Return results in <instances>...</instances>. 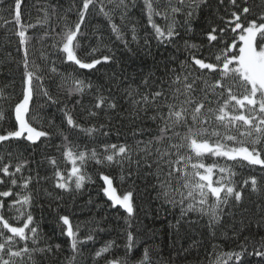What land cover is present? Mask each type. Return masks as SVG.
<instances>
[{
  "label": "trees",
  "instance_id": "obj_1",
  "mask_svg": "<svg viewBox=\"0 0 264 264\" xmlns=\"http://www.w3.org/2000/svg\"><path fill=\"white\" fill-rule=\"evenodd\" d=\"M105 10L111 8L107 0H103ZM239 2V0H238ZM12 0H7L4 7H0V16L8 21L12 20L7 9ZM164 3V0H161ZM176 4V0H173ZM142 0H136V7L129 12V19L123 23L120 20L119 10L114 13L113 22L121 27L127 45L116 39L112 32L108 19L100 12L99 7H90L84 24L81 26L83 34L81 38L82 58H89L86 54L92 48H98L94 55L99 58L109 55L110 62L97 65V69L81 70L70 62H62L63 54L52 45L58 40L57 33H61L65 25L72 26L78 20V11L81 0H25L22 11V22L35 25L27 29L31 38L29 43V70L36 72L35 66H39L38 75L42 76V83L33 81L34 96L31 102L30 114L36 117L33 126L51 133L50 137H42L36 144L23 140L5 142L0 145V155L4 156V163L11 160L15 165L21 161H27V166L22 170L23 176L31 175L34 179L28 189L21 187V174H17L18 185L13 188L22 198L31 192V207L25 206V211H31L34 223L38 225L41 237L39 247L52 245V252L32 254V260L24 257L23 264H70L72 250L69 239L62 235L63 227L59 216L68 215L73 225H80V237H85L90 229H94V239L83 244L82 255L78 256L74 264H106L109 259H116L127 255L128 264H137L143 256V250L149 249L151 264H214L218 256L230 251H239L238 245L245 243L244 238L256 241L264 237V226L258 228L257 224L264 225V169L260 166H238L236 162L226 158L205 156L203 162L207 164L217 163L221 167L231 166L236 172L231 181L239 188L242 181L249 176H256L262 189L260 192H252L250 187L244 189L242 202L230 201L223 208L224 215L220 224L212 230L208 227V216L197 212H189L181 216V208L173 206L159 195L161 189L156 176V166L152 168L141 166L137 169L133 162L131 166L125 163L120 165L97 164L88 159L83 165V171L87 177L83 188L67 192L56 187L57 167L49 161L54 158L58 169L67 177L71 171V162L63 155L65 141L61 131L68 136V147L75 151H88L95 149L98 154L103 152L105 144L127 143L136 147V141L147 140L158 135V123H153L147 118L152 115L151 109L147 115H136L128 92L138 89L143 93L147 91L143 84L145 79L153 91L161 80L166 81L165 89L168 88L172 69L181 72V62L187 61L190 53L197 57L211 58L215 49H210L206 33L212 28L222 26V17L227 19L232 6L225 0L220 5L218 0H207L191 18L185 15V10L170 16L167 23H173L179 33L172 42H159L152 33L150 26H146V18L141 13ZM179 6V5H177ZM248 6L252 12L242 19L256 18L264 11V0H248ZM53 8L55 13L53 14ZM48 12V22L44 23L45 11ZM0 19V91L4 99H0V110L5 112L6 120L0 121V133L5 129L15 127L13 108L21 99L22 79L24 68L19 37L16 35L19 26L14 23H5ZM162 27L165 21L155 18ZM132 24L137 26L138 41L131 40L130 28ZM145 38L149 43L145 44ZM195 44L197 49L186 48ZM46 57V58H45ZM55 62L57 72L53 73L50 68ZM187 67V65H185ZM74 73L76 77L91 83L92 88L85 90L83 95L68 94L67 89L72 87L71 82L63 84L62 77ZM209 81L212 77H208ZM41 87L47 89L49 94L57 101L52 103L42 94ZM202 83H197L195 97L203 98ZM237 94L243 92L242 86L234 88ZM104 95L117 104L116 109H108L106 106L96 117H89L88 111L95 110L93 105L97 95ZM181 100L183 97L180 98ZM215 100V97H210ZM77 101H79L77 103ZM65 106L72 111L74 118L85 128L101 124L105 128L101 132L88 135L77 129H70L64 120ZM211 107H218L213 103ZM167 111V109H164ZM206 127L210 131L218 129L222 134L227 130L220 126L219 122L209 119ZM139 128L145 129L143 134ZM178 131H185L183 127ZM107 132L108 135H103ZM133 133H136L133 135ZM236 134L235 130L232 133ZM215 139V138H213ZM228 146H235L231 141H225ZM8 153L12 155L9 156ZM185 154H191L185 149ZM140 155H143L142 153ZM139 159L133 156V161ZM192 162H196L193 160ZM143 163V162H142ZM77 166H80L79 161ZM191 172V169H189ZM203 171V170H201ZM131 172V175L129 173ZM37 173L39 183L36 182ZM109 175L119 194L131 191L133 193L134 217L131 231L135 237V247L127 252L125 218L127 213L119 205L113 207L107 195L102 191L104 182L100 174ZM220 175L227 182L228 173L220 174L218 168L214 170L213 179L217 180ZM123 177V179H121ZM74 184V178H73ZM175 185V180L173 181ZM0 185V190L5 189ZM223 195V194H222ZM11 198H8L10 200ZM213 198H209V203ZM7 203V200H6ZM186 206V204H185ZM17 207H20L17 205ZM230 213V214H229ZM14 216L15 213H7ZM179 221V224H177ZM10 223L16 224L15 220ZM22 224V221L20 222ZM212 231L215 235H212ZM112 243L111 251L98 259H94L97 250ZM55 245H60L57 249ZM22 246V245H21ZM32 247V245H29ZM251 250V247H250ZM223 259H227L226 256ZM19 264V262H18ZM234 264V261H229ZM245 264H258V258L246 257Z\"/></svg>",
  "mask_w": 264,
  "mask_h": 264
},
{
  "label": "snow or ice",
  "instance_id": "obj_2",
  "mask_svg": "<svg viewBox=\"0 0 264 264\" xmlns=\"http://www.w3.org/2000/svg\"><path fill=\"white\" fill-rule=\"evenodd\" d=\"M6 3L7 0H0V7H4ZM107 3L111 5V8L106 11L103 0H81L77 22L72 26L66 24L62 32L56 34L58 40L52 45L63 54L62 62H70L81 70L97 69V65L110 62L109 55L95 57L94 54L99 51L98 48H92L86 54L89 57L87 59L78 54L82 51L81 26L85 22L90 7L98 6L100 12L108 19L116 39L125 45L129 43L121 27L113 22V16L119 10L122 23L126 19L130 20L129 12L136 7V0H107ZM206 3L207 0H176V4L173 0H164V3H161V0H142L143 6L140 11L146 18V26L151 27L154 37L159 42H172L179 33L175 30L174 22L167 23L169 17H174L186 8L188 10L185 15L191 18L201 5ZM218 3L224 5L225 0H218ZM228 3L233 9L229 18L222 17L223 25L212 27L206 33L210 49L216 50L211 58L197 57L194 52L190 53L188 60L181 62V72L171 70L173 75L167 90L164 87L166 81L161 80V83L156 85V90L153 91L151 87H148L149 82L145 79L143 84L147 91L141 93L138 89H133L128 92L137 116L141 113L147 115L151 109L153 114L147 115V118L153 123H158V135L147 140L136 141L135 149L127 143L105 144L103 152L98 154L95 149L74 152L68 147L70 143L68 136L61 131L60 134L66 142L63 155L71 162L72 167L66 177L58 169L56 160L50 159L49 162L57 167L54 174L57 178V188L67 192L83 188L86 179H89L86 172L82 170L88 159L94 160L97 164L107 163L120 166L125 163L131 166L134 162L137 169L141 166L152 168L155 165V174L161 189L159 195L167 203L179 206L182 217L189 212H197L202 216L207 215L210 230L220 224L224 215L223 208L228 206L230 201L242 202L245 188L250 187L252 192L262 191L256 176L244 179L242 186L238 188L231 181V177L236 175L231 166L221 167L215 162L206 165L203 162L205 156H214L234 161L238 166H243V162L246 161L248 166L258 165L264 169V11L256 18L242 19L252 12V8L248 6V0H239V2L228 0ZM24 4L25 0H12L11 6L7 9L12 17L11 21L0 16V19H5V23L11 22L19 26L16 35L21 45L18 51L22 53L24 68L21 99L13 108L15 127L11 130L5 129L0 133V145L15 140L36 144L42 137L47 138L51 135L48 131L33 126L36 117L30 114L34 96L33 81L42 83L43 78L37 74L40 71L39 66H35L36 72L29 70L31 38L27 34V29L35 25L25 26L22 22ZM44 11V23H47L48 12ZM54 13L55 8H53ZM156 17L166 22L163 27L157 23ZM130 33L131 40L138 41L136 24L131 25ZM144 42L149 43L147 38ZM185 47L198 50L197 45H188L187 42ZM50 71L57 72L54 61ZM208 77H212V80L209 81ZM62 80V87L71 82L72 87L67 89L70 96L72 94L83 95L85 90L93 87L91 83L79 79L74 73L62 77ZM198 82L204 85L201 89L204 93L201 99H197L194 95ZM237 86L243 87L241 94L234 91ZM41 91L49 101L57 103L47 89L41 87ZM181 97H183L182 100ZM210 97L216 99L212 100ZM0 99H4L2 91H0ZM213 103L218 107H211ZM105 106L108 109L117 108V104L110 98L102 94L97 95L93 105L95 110H89L88 116H98ZM210 118L219 122L220 126L227 131L222 134L215 128L210 131L206 127L197 126L208 124ZM6 119L5 112L0 110V121ZM64 120L70 129H77L88 135L101 132L105 128L103 124L99 128L95 125L85 128L74 118L67 106H65ZM181 127L185 131H178ZM233 129L236 134H230ZM137 131L143 134L145 129L139 128ZM103 135H108V133L103 132ZM225 141H231L235 146H228ZM185 149L190 150L191 154H185ZM141 153L143 155H140ZM8 155L12 154L8 153ZM133 156H138L139 159L133 161ZM193 160L196 162H192ZM78 161L80 166H77ZM26 166L27 161H21L15 165L11 160L4 163V156L0 155V185L6 186L4 190H0V264H18V262L23 264L25 256L31 261L33 253L52 252V245L38 246L41 241L38 225L34 223L31 211L24 210L25 206L31 207L33 199L31 192L21 198L18 192L13 191V188L18 185V173L21 174L22 188L28 189L33 182L34 178L31 175L23 176L22 174ZM217 168L220 174L228 173L227 182L223 175H220L217 180L213 179L214 170ZM35 179L39 183L38 173ZM100 179L106 185L102 191L112 201V206L119 205L127 213L125 248L127 252H130L135 247V237L131 231L135 212L133 193L128 191L118 195L117 189L113 186V179L109 175L101 173ZM210 197L213 198L212 203H209ZM8 198L11 199L8 200ZM11 212L15 215L8 216L7 213ZM10 220H15L16 224L10 223ZM59 221L63 227L61 234L69 239L73 253L70 264H74L77 257L82 255L81 246L94 239V229H90L88 234L81 238L80 225L74 226L68 215L59 216ZM262 226L264 225L257 224L258 228ZM212 235H215L214 231ZM244 240L245 243L238 245L239 251L223 253L222 256L217 257L214 264H229V261H234V264H245L246 257L258 258V264H264V237L256 241L245 237ZM112 243L114 242L97 250L94 259L110 252ZM30 244L32 247L29 246ZM55 247L58 249L60 245H55ZM224 256L227 259H223ZM106 264H128L127 255L109 259ZM137 264H151L148 248L143 250V256Z\"/></svg>",
  "mask_w": 264,
  "mask_h": 264
},
{
  "label": "rangeland",
  "instance_id": "obj_3",
  "mask_svg": "<svg viewBox=\"0 0 264 264\" xmlns=\"http://www.w3.org/2000/svg\"><path fill=\"white\" fill-rule=\"evenodd\" d=\"M105 186H106V185H105ZM105 186H104V187H105ZM113 186L115 187L114 183H113ZM115 188H116V187H115ZM117 194L119 195L118 191H117Z\"/></svg>",
  "mask_w": 264,
  "mask_h": 264
}]
</instances>
